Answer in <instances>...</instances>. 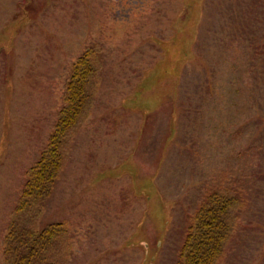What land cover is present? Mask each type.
Instances as JSON below:
<instances>
[{
    "label": "rangeland",
    "instance_id": "1",
    "mask_svg": "<svg viewBox=\"0 0 264 264\" xmlns=\"http://www.w3.org/2000/svg\"><path fill=\"white\" fill-rule=\"evenodd\" d=\"M0 45V264H178L218 197L212 264H264V0H0ZM83 57L59 171L27 196Z\"/></svg>",
    "mask_w": 264,
    "mask_h": 264
},
{
    "label": "trees",
    "instance_id": "2",
    "mask_svg": "<svg viewBox=\"0 0 264 264\" xmlns=\"http://www.w3.org/2000/svg\"><path fill=\"white\" fill-rule=\"evenodd\" d=\"M87 55V54H86ZM71 81L66 87L67 105L61 110L60 117L55 128V134L49 143V149L45 151L38 160L36 166L31 170L26 186L25 195L37 196L45 194L48 186L54 182L56 172L60 168L59 140L77 120L85 100V85L88 81L90 69L87 59L81 58L73 69ZM230 199L223 200L218 197L212 201L213 207L205 209L197 218L195 230L189 227L188 234L179 254L178 264H212L220 253L221 241L224 239L225 225L221 220V214ZM28 241L34 242L28 253L34 260L41 259L43 251L41 236L36 238L29 232L25 234ZM25 252V249H23ZM25 264H29L26 262Z\"/></svg>",
    "mask_w": 264,
    "mask_h": 264
},
{
    "label": "crops",
    "instance_id": "3",
    "mask_svg": "<svg viewBox=\"0 0 264 264\" xmlns=\"http://www.w3.org/2000/svg\"><path fill=\"white\" fill-rule=\"evenodd\" d=\"M5 57H6V54L4 53L3 46L0 45V93H4L6 86H8V84H6V78H5V73H6V66H5L6 62H4ZM1 60L3 61V63H1ZM193 112L200 113V112H202V110L196 109ZM203 112L208 113L206 110ZM197 120H202V118L201 119H199V118L195 119L194 117H192V121H197ZM205 120H207L206 116H205Z\"/></svg>",
    "mask_w": 264,
    "mask_h": 264
}]
</instances>
